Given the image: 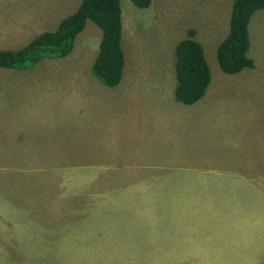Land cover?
<instances>
[{
  "label": "rangeland",
  "instance_id": "1",
  "mask_svg": "<svg viewBox=\"0 0 264 264\" xmlns=\"http://www.w3.org/2000/svg\"><path fill=\"white\" fill-rule=\"evenodd\" d=\"M79 2L0 0V51L55 31ZM232 3L151 0L143 9L121 0L119 89L91 74L102 36L92 23L97 33L77 35L72 64L0 68V264H242L263 253L245 221L260 195L238 174L241 188L221 186L238 164L264 171V159L250 167L245 157L235 162L233 150L264 137V9L248 25L253 68L227 75L216 49ZM191 29L211 75L196 106L174 99V48ZM250 129L254 138L244 141ZM197 194L203 202L191 212ZM199 236L208 240H192ZM202 244L210 258H167Z\"/></svg>",
  "mask_w": 264,
  "mask_h": 264
},
{
  "label": "trees",
  "instance_id": "2",
  "mask_svg": "<svg viewBox=\"0 0 264 264\" xmlns=\"http://www.w3.org/2000/svg\"><path fill=\"white\" fill-rule=\"evenodd\" d=\"M138 8H147L151 0H131ZM264 9V0H233L229 29L216 49L220 70L235 75L254 62L248 56L250 48L248 25L258 10ZM101 31L98 54L91 66V74L104 86L116 87L122 78L124 57L121 49V0H80L75 12L64 18L53 32H43L28 44L14 51H0V68L25 70L43 59L65 58L73 50L74 41L86 22ZM189 38L174 48L175 101L193 105L203 98L211 75L202 45Z\"/></svg>",
  "mask_w": 264,
  "mask_h": 264
},
{
  "label": "crops",
  "instance_id": "3",
  "mask_svg": "<svg viewBox=\"0 0 264 264\" xmlns=\"http://www.w3.org/2000/svg\"><path fill=\"white\" fill-rule=\"evenodd\" d=\"M123 19V12H122V9H121V20ZM91 22L89 23V21H87L86 22V24H85V27H84V31L82 32V33H85L86 34V29H92V30H90V32L92 31L94 34L95 33H97L95 30H93L94 28L93 27H91ZM99 32V31H98ZM81 33V34H82ZM89 34V32H87V39L88 38H90V36L88 35ZM79 35V34H78ZM96 35H98V34H96ZM76 40V39H75ZM74 45H75V42H74ZM99 48V47H98ZM73 53V52H72ZM71 53V54H72ZM70 54V55H71ZM70 55L69 56H67V57H65V58H56V59H54V60H59V61H64L65 63H66V61L69 63V64H72L69 60V58H70ZM122 79V78H121ZM120 84V85H119ZM117 86H118V89L119 88H122L123 86L121 85L122 83H121V81H120V83H119ZM59 90H62V89H60V87H59ZM127 94V93H126ZM62 95V94H61ZM83 95V93L81 92L80 94H79V92H78V94H76V96L77 97H79V96H82ZM121 96H123V93L121 94ZM204 97V96H203ZM198 102H200V100L198 101ZM198 102H196L194 105L196 106V104L198 103ZM189 110V109H188ZM142 113H144V112H142ZM261 126H262V128H264V123L263 124H261ZM252 132H253V130L252 129H250L249 130V132L247 133L246 132V134L244 133V132H240L238 135H242V137H244V134H245V138H244V141H251L252 142V139L254 138V136L252 135ZM244 141H242V142H244ZM257 141H261V144H259L258 146H253V147H251V148H249V149H247V150H243V149H241L243 152H240V153H238V148H239V146H240V144L238 145V143L236 142L235 144H234V148H233V150L234 151H236L235 152V154H234V160H235V162H237L239 159H243L244 157L246 158V160L245 161H243V160H240V162H251V164H250V167H252V166H254V164H252V162H260V160L261 159H264V137H262V138H258V140ZM232 152V151H231ZM249 156V157H248ZM240 157H242V158H240ZM210 160V158L208 159V161ZM212 161H215V160H218V158H216V157H212V159H211ZM234 160H232V161H234ZM238 170H239V172H238ZM238 170L237 171H235V174H226V175H223L224 176V178L225 179H228V181H226V183H223V182H221L222 184H221V186L223 187V186H225V187H228V186H232L235 190L237 189V188H241L240 187V185H238V183L236 182V176H237V174L238 175H240V177H241V179H242V184H244V183H248V185H246L247 187H250V188H254V190L253 191H255L256 193H258L259 195H260V198L258 199V203L255 205L256 206V208L255 207H252L250 210H249V212H248V214L247 215H245V221L248 223V225H249V227H250V230H251V232H252V234H250V233H247V238L248 237H250V236H252L253 235V233L255 234V233H259L258 235H257V237H256V241H261L262 242V245L264 246V171H251V170H248V168H245V169H241V168H239V164H238ZM237 172V173H236ZM134 176V178L136 179V180H138V179H143V176L141 175V173H136V174H134L133 175ZM184 182V181H183ZM187 182V185H188V187H198V188H205V187H203L202 185H201V183H198L197 181L196 182H189V180L188 181H186ZM260 189V190H259ZM198 195V200H199V203H198V205H197V207L194 209V210H192L191 212H196V210L197 209H200L198 206L200 205V203H202L203 202V200L201 199V195L202 194H197ZM184 211H186L187 212V210L186 209H184ZM189 211V213L191 214V212H190V210H188ZM246 211V210H245ZM255 214H259V215H262V217L260 218L262 221H257L256 220V218L254 219V216H255ZM197 215V214H196ZM193 217H199V216H193ZM202 219H204V218H202ZM255 220L257 221V222H259V225H258V227H259V232H255L254 230H252V223L253 222H255ZM209 221H211V220H209ZM171 224V223H170ZM170 224H168L167 223V225H170ZM199 225H201V224H199ZM192 227V226H191ZM166 228H168V227H166ZM254 229V228H253ZM249 230V231H250ZM171 232H173L174 233V231H171ZM206 238H208V237H203V238H201L200 236L199 237H194L192 240L193 241H195V242H197V241H207L208 239H206ZM191 241V240H190ZM205 243V242H204ZM208 250V249H207ZM207 250H205L204 249V245L202 244V245H200V248L197 250V252H193V251H196V250H192L191 251V249L190 248H188V247H186L185 248V250L184 251H186V252H192V253H186V252H182V253H180V254H177V253H171V254H168L167 255V258H169V257H172V258H188V259H190V258H200V257H202V256H206V257H211V255H209L208 254V256H207V254H206V252H207ZM214 251H217V250H215V248H210V254L212 253V252H214ZM217 252H219V251H217ZM197 253V254H196ZM222 253V254H221ZM228 253H231V252H227V253H225V252H220V257H222V258H228V257H230L229 255H228ZM225 254V255H224ZM256 254L257 255H247L246 254V257H245V260L244 261H242L243 263L242 264H264V251H263V253L261 254V252H256ZM262 260V261H261ZM187 261V260H186ZM231 263H236V262H233V261H231ZM230 263V264H231ZM194 264H196V263H194Z\"/></svg>",
  "mask_w": 264,
  "mask_h": 264
}]
</instances>
